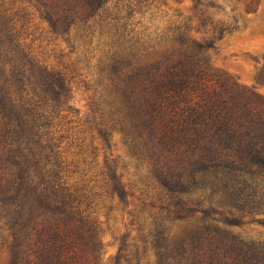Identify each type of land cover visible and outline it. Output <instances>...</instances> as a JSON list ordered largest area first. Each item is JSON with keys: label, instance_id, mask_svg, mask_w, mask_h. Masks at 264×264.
I'll list each match as a JSON object with an SVG mask.
<instances>
[{"label": "trees", "instance_id": "trees-1", "mask_svg": "<svg viewBox=\"0 0 264 264\" xmlns=\"http://www.w3.org/2000/svg\"><path fill=\"white\" fill-rule=\"evenodd\" d=\"M26 1L0 0V227L11 237L12 264H105L90 210L93 178L71 166L54 140L67 75L25 40L34 6L87 67L101 118L113 126L127 122L125 142L135 156L146 152L153 177L169 195L207 176L233 188L241 201L236 210L263 205L264 98L215 69L207 56L215 39L240 31L233 16L212 0H192L206 31L195 37L188 17L163 26L133 19L131 0ZM105 167L109 190L123 200L121 173L111 163ZM196 210L203 215L194 217ZM173 219L190 226L182 232L190 238L189 258L176 246L177 260L169 252L155 264H264V240L216 224L237 225L233 217L221 220L182 202ZM121 257L115 254L113 264Z\"/></svg>", "mask_w": 264, "mask_h": 264}, {"label": "rangeland", "instance_id": "rangeland-1", "mask_svg": "<svg viewBox=\"0 0 264 264\" xmlns=\"http://www.w3.org/2000/svg\"><path fill=\"white\" fill-rule=\"evenodd\" d=\"M21 1L22 4L27 2ZM124 1L111 0L110 3ZM212 1L227 16H233L241 28L239 32L213 41L212 47L207 49L211 66L264 98V80L260 77V68L264 63V0ZM31 2L34 3V0ZM131 3L133 19L163 26L184 16L194 27L191 31L195 37L206 34L205 28L194 16L192 0H131ZM40 15L36 6L30 9L24 26L25 40L48 66L67 75L69 91L60 110L64 116L57 117L56 126L60 129L55 133L54 140H60V151L72 162L71 166L82 168L89 178H93L90 210L102 241L104 263L113 264L117 253L122 256L120 264H155L159 255L165 257L169 252L177 260L174 255L176 246L179 249L184 246V254L189 258L190 238L185 234L183 236L182 232L190 226L173 219L182 202L186 207L206 208L211 217L238 220L237 225L218 221L216 224L221 230L237 233L245 239L264 240V203L259 207L236 210L241 201L229 184L199 176L190 180L191 189L185 193H174L175 196L169 195L158 184L151 170L154 163L151 167L149 157L145 161L146 152L139 150L142 156H135L132 154L135 150L133 146L125 142L123 132L130 131L126 127L127 122L122 126H113L111 121L101 118L100 104L92 101L94 84L87 67L71 43L52 32L48 22ZM105 132H110L106 140ZM152 162L155 161L152 159ZM109 163L115 166L117 173H121L120 180L125 183L123 200L109 190L105 182L107 176L101 174L106 171L105 164ZM170 163L175 165V162ZM158 165H163V162L158 160ZM174 201L179 202L174 206ZM202 215L198 210L193 213L196 218ZM151 220L155 221L154 225ZM156 230L160 231L158 239L152 236ZM0 264H12L11 237L2 227Z\"/></svg>", "mask_w": 264, "mask_h": 264}]
</instances>
